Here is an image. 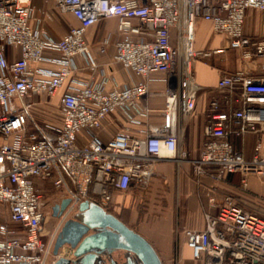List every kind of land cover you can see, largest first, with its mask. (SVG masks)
I'll use <instances>...</instances> for the list:
<instances>
[{"label": "built area", "instance_id": "obj_1", "mask_svg": "<svg viewBox=\"0 0 264 264\" xmlns=\"http://www.w3.org/2000/svg\"><path fill=\"white\" fill-rule=\"evenodd\" d=\"M31 1L0 0V204L6 213L0 218V264L54 262L56 230L82 202L108 210L116 193L148 190L160 161L188 164L197 183L203 176L221 180L238 174L244 189L250 175L264 185L262 140L250 157L230 142V136L264 132V78L242 71L222 76L217 88L225 91L222 101L229 109L211 99L198 157L179 148L200 90L191 61L210 62L222 51L194 50L195 20L210 22L243 59L259 58L264 41L246 36L243 24L245 11H263L264 0H55L59 13L78 21L59 39L29 26ZM110 18L117 34L111 60L127 77H138L136 82L118 84L85 40L90 26ZM15 49L19 55L12 58ZM78 61L89 69L87 78L78 76ZM154 73L175 76L160 92L164 106L157 113L148 102ZM66 82L55 124L46 117ZM42 184L70 201L46 240L50 207ZM215 205L209 197L204 229L182 231L192 256H204L205 264H264V216L230 195L213 212Z\"/></svg>", "mask_w": 264, "mask_h": 264}, {"label": "crops", "instance_id": "obj_2", "mask_svg": "<svg viewBox=\"0 0 264 264\" xmlns=\"http://www.w3.org/2000/svg\"><path fill=\"white\" fill-rule=\"evenodd\" d=\"M31 5L34 7V16L29 20V26L35 31L45 32L59 39L71 26L78 24L71 13L62 14L57 11L55 0H32ZM115 27V19H105L87 29L85 40L96 60L118 84L136 82L138 77L135 75L127 77L120 65L111 60L114 42L117 39ZM193 31L194 50L222 49L210 62H204L200 58L191 61L194 79L200 86V90L197 93L195 108L185 123L179 148L185 150L189 157L196 158L204 141V126L210 100L219 99L220 109H229V106L223 105L222 98L226 93L217 88L218 80L224 75L237 71H242L249 77L264 78V55L254 59H243L239 50L227 47L228 38L225 35L215 33L211 23L201 18L195 20ZM243 32L252 39L264 41V10L249 8L245 11ZM104 41H106L105 44ZM18 55V49H15L12 58ZM50 56L57 55L52 53ZM8 58L11 57L8 55ZM78 64L80 66L78 76L87 78L90 75L89 69L82 67L79 61ZM41 66L47 69L56 68V65L50 63H42ZM95 78L99 79L98 76ZM152 78L153 80L149 83L148 102L151 109L157 113L164 106V98L160 92L174 83L175 76L154 73ZM67 88L68 82L61 87L50 104L49 108H54L55 112L50 113L46 119L55 124H59L58 99L67 91ZM156 116L153 118L154 121L159 120ZM257 139H261L264 143V132L248 133L241 138L230 136L232 147L245 157L252 155ZM224 195H230L244 209L264 216V185L256 175L248 177L246 189L242 188L238 174H227L221 180L203 176L197 183L188 164H177L172 161L156 163L148 190L140 191L132 187L127 193H116L108 210L112 209L110 213L146 238L163 264H205L204 256L199 259L192 256L182 231L183 229H204L203 214L208 206V198H215L216 205L211 208L215 212ZM141 198L147 201L142 203L143 210L147 212L138 210ZM124 211L129 212L128 218L134 217L136 226L122 218L125 215ZM120 252L113 254L119 262L122 261Z\"/></svg>", "mask_w": 264, "mask_h": 264}, {"label": "water", "instance_id": "obj_3", "mask_svg": "<svg viewBox=\"0 0 264 264\" xmlns=\"http://www.w3.org/2000/svg\"><path fill=\"white\" fill-rule=\"evenodd\" d=\"M68 204L67 198L55 204L54 216H60ZM117 251L127 254L126 262L113 257ZM53 255L57 259L49 264H163L146 238L97 203L87 201L63 225Z\"/></svg>", "mask_w": 264, "mask_h": 264}, {"label": "rangeland", "instance_id": "obj_4", "mask_svg": "<svg viewBox=\"0 0 264 264\" xmlns=\"http://www.w3.org/2000/svg\"><path fill=\"white\" fill-rule=\"evenodd\" d=\"M16 104H17V106H19L21 104L20 99L16 100ZM52 112H55L54 108L53 109H49L48 115L50 113H52ZM175 175L177 176V172H175ZM42 188L44 190V197H45L46 204H47L48 207H51L52 205H54L55 203H58L60 201L61 196L63 195L61 191H58V192L55 191L49 184H42ZM140 201L141 202H140V205L138 207V210H140L139 212H147V210H143L144 206L142 205V203L147 202V201L144 198H141ZM4 209L5 208L3 207V205L0 204V218L1 219L6 214ZM111 211H112V209L111 210L109 209V212H111ZM135 211H136V208H135ZM127 213L128 212L125 211L124 214L127 215ZM74 214H75V212L71 213L68 218H71ZM125 215H123V216L121 215L122 218L124 220H126V222H128L129 224H131L133 226L135 224V226H136V223L134 221V217L133 218H127V217H125ZM129 217H130V215H129ZM56 225H57V219L54 220V219L50 218V216H49V218L47 219L46 223L44 224L45 233L50 235L56 229ZM42 239L46 240V237L44 236V237H42ZM120 253H122V252H120Z\"/></svg>", "mask_w": 264, "mask_h": 264}, {"label": "flooded vegetation", "instance_id": "obj_5", "mask_svg": "<svg viewBox=\"0 0 264 264\" xmlns=\"http://www.w3.org/2000/svg\"><path fill=\"white\" fill-rule=\"evenodd\" d=\"M66 198H67V197H61V199H60V201H59L58 203H60L63 199H66ZM67 199H68V198H67ZM69 202H70V201H69ZM58 203H55V204H58ZM55 204H54V205H55ZM54 205H52V206L50 207V218L56 220V219L58 218V216H54V210H53ZM107 212H109V211L107 210ZM55 213H58V211H56ZM76 213H77V212H76ZM76 213H75V214H76ZM75 214H74L71 218H69V219H74V218H75ZM69 219H67V221H68ZM65 222H66V221H65ZM64 224H65V223H64ZM64 224H63V225H64ZM63 225L59 226L58 229L56 230L54 243H55L56 238H57L59 232L61 231ZM44 236H45L46 239H47L49 235H48L47 233H45V229H44V227H43V237H44ZM53 246H54V244H53ZM52 252H53V248H52ZM121 254H122V255L120 256V257H121L120 260H122V261H120V263H124V262H126L125 256H126L127 254H125V252H122Z\"/></svg>", "mask_w": 264, "mask_h": 264}, {"label": "trees", "instance_id": "obj_6", "mask_svg": "<svg viewBox=\"0 0 264 264\" xmlns=\"http://www.w3.org/2000/svg\"><path fill=\"white\" fill-rule=\"evenodd\" d=\"M128 212V211H127ZM123 213H125V211L123 212ZM128 214H129V212L127 213V215L125 216V217H127L128 218ZM126 221V220H125Z\"/></svg>", "mask_w": 264, "mask_h": 264}]
</instances>
